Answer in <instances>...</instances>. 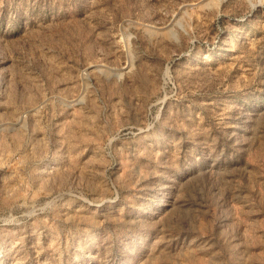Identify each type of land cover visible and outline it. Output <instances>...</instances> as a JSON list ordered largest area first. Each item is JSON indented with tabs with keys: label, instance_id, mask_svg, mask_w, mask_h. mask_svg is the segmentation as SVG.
I'll list each match as a JSON object with an SVG mask.
<instances>
[{
	"label": "rangeland",
	"instance_id": "1",
	"mask_svg": "<svg viewBox=\"0 0 264 264\" xmlns=\"http://www.w3.org/2000/svg\"><path fill=\"white\" fill-rule=\"evenodd\" d=\"M0 264H264V0H0Z\"/></svg>",
	"mask_w": 264,
	"mask_h": 264
}]
</instances>
